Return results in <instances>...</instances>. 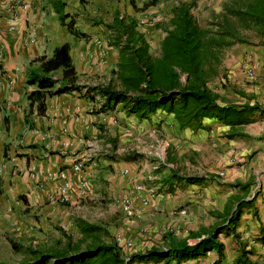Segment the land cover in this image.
Wrapping results in <instances>:
<instances>
[{
  "label": "crops",
  "instance_id": "1",
  "mask_svg": "<svg viewBox=\"0 0 264 264\" xmlns=\"http://www.w3.org/2000/svg\"><path fill=\"white\" fill-rule=\"evenodd\" d=\"M149 1L65 0V11L74 18L76 29L85 34L77 36L61 23L49 0H0V213L3 224L17 223L20 237L30 240L19 243L18 238L16 242L24 248L29 245L37 248L62 225L71 228L74 239L80 238L83 236L79 227L81 220L101 224L96 215L99 209L115 210L117 205L122 213L125 200L131 198L137 220L124 227L112 225L115 234L110 233L115 237L122 231L134 242L135 253L153 250L159 242L152 232L148 235L140 231L145 226L151 231L159 225L178 227V234L160 236L161 242L168 246L180 240L196 244L214 227H222L218 235L224 244L221 252L212 247L187 261L160 260L156 264H264V183L259 184L258 194L248 197L245 195L251 191L252 184L238 187L242 196L228 191L226 186L243 177L239 176L241 169L239 173L236 166L231 167L234 158L243 152H235L240 144L237 145L236 136H227L229 126L207 119L206 129L193 132L181 129L173 115L159 110L151 118L162 112L173 118L170 121L173 128L166 125L164 139L169 166L156 171L153 179L149 176L148 188L136 192L138 182L144 177V168L137 172V166L134 169L131 163L123 162V155L128 159L126 156L131 154L125 151H130L132 142L138 140L139 118L127 115L121 108L102 112L99 94L91 101L85 92L79 91L47 96L44 114L38 112L37 103L30 112L28 95L37 86L26 81L29 70L38 67V63H32L35 58L51 57L56 47L68 43L79 83L106 82L119 58V49L111 43L112 30L108 26L118 15L133 19L137 30L153 48L154 43L160 47L166 35L165 26L178 4L194 2L197 18L202 13L211 15V21L226 0H157L153 4ZM31 36L35 37L33 43L28 42ZM209 85L219 91L212 86V79ZM120 116L127 120V126L120 125ZM243 142V148L250 145L247 140ZM260 142L255 141L249 149L257 151L258 159L264 149V142ZM204 149L214 155L215 161L204 172L201 169L191 172L190 161L199 163L197 156ZM179 158L186 161V168L173 166ZM77 162L86 167L88 192L79 196V175H75L71 198L63 202L59 172ZM189 178L202 180L191 182ZM143 200L149 201L144 208ZM240 203L243 208L230 225L233 230L228 227V218ZM118 216L112 217L115 220ZM111 236L104 238L110 241ZM141 263L153 264V260Z\"/></svg>",
  "mask_w": 264,
  "mask_h": 264
},
{
  "label": "trees",
  "instance_id": "2",
  "mask_svg": "<svg viewBox=\"0 0 264 264\" xmlns=\"http://www.w3.org/2000/svg\"><path fill=\"white\" fill-rule=\"evenodd\" d=\"M156 1L150 0L149 3ZM49 4L69 31L85 36L76 29L74 18L65 11V0H49ZM194 7V2H182L173 8L157 54L151 51L149 42L137 30L134 20L118 15L113 23L108 24L112 30L111 43L118 47L119 58L107 82L80 84L68 43L56 47L51 57L35 58L32 63H38V67L29 70L26 81L37 86L28 95L30 112L37 103L38 112L44 114L47 96L79 91L85 92L91 101H95L99 94L103 101L102 112L121 108L129 116L149 119L160 110L173 115L181 129L198 132L206 129L205 120L213 119L229 126L228 137L244 136L241 127L253 122L262 106L258 102H226L209 82L218 74L222 51L237 42L246 41L244 30L257 28L263 36L261 44L264 46V0H226L222 10L214 14L206 27L199 23ZM59 72L60 76L55 77ZM243 95L247 96L244 92ZM5 123L8 126V118H5ZM201 180L188 179L191 182ZM237 185L247 187V184ZM242 208L240 203L228 218L229 228ZM79 227L83 233L80 238L65 234V241L58 240L48 247L24 248L15 239L10 241L15 251L23 247L28 254L23 264H132L172 259L180 263L212 247L221 252L224 246L218 239L222 227L216 226L196 244L180 240L169 244L168 250L155 248L145 253H133L130 261H126L115 237L105 240L104 236L111 234L102 224L81 220Z\"/></svg>",
  "mask_w": 264,
  "mask_h": 264
},
{
  "label": "rangeland",
  "instance_id": "3",
  "mask_svg": "<svg viewBox=\"0 0 264 264\" xmlns=\"http://www.w3.org/2000/svg\"><path fill=\"white\" fill-rule=\"evenodd\" d=\"M198 19L199 23L206 27L209 25L211 15H202L201 13ZM243 36L246 41L237 42L222 51L220 55V63L217 66L218 74L213 77L212 86L219 89L220 94L225 97L226 102L236 104L258 102L262 106V110L256 113L254 121L241 127V130L247 135L236 136V140L238 141L237 145L240 144L241 147H236L235 152L237 153L238 151H242L243 153H238L239 157L234 158L231 167L236 166L239 173V170H242V173L239 175L243 176L241 177L242 180L236 179L233 183H231V185L226 186L229 192H233V195L240 194L239 196H242V193L239 191L237 181H242L241 184H247V186L252 184L251 191L248 195H245L248 197L252 196L253 193L258 194V189L260 187L259 184L264 183V149L261 153L260 159H258L259 155L256 154L257 151L249 150L252 146H254L253 144L255 141L261 140V144L264 142V46L261 44L263 36L258 32L257 28L244 30ZM154 46L155 47L151 48V51L155 54L159 53L160 47H157L155 43ZM249 58H252V60H249ZM248 64L253 65L255 69L256 75L254 79L250 78L247 73ZM243 92L251 99L244 96ZM122 111L125 112L124 110ZM172 120V117L165 115L163 112L150 119L136 120L138 140L132 142V149H129L130 151H125L131 155L126 156L128 159H126L123 155V162L128 163V165L131 163L134 169L137 166V172H139L141 168H144V177L142 178L143 181L141 180L138 184H143L146 188H148L147 180H150L149 176L153 179L156 171L169 166L166 158L167 144L164 143V139L167 136V126H170V129L173 128L171 127L172 125L170 122ZM119 121L120 125L124 127L127 126V120H125L124 117L120 116ZM159 126H162V128H159ZM246 140L250 145H246V148H243V141ZM175 152L177 151L175 150ZM197 159L199 163L194 160L190 161L192 164L189 168L191 172L193 169L196 171L201 169L202 172H204L209 168V165L215 161L214 155L206 149H204V152H201V154L197 156ZM173 166L186 168L187 163L182 158H179L175 163H173ZM194 166H196V168H194ZM216 193L221 195L218 191H216ZM131 204V213H128L126 208V212L123 211L121 213L117 205H115V210L111 209L106 211L104 208L99 209L97 211L99 214H96L98 221L107 230H110L108 231L109 233L112 232L115 234L113 232V228L111 227L112 225L116 227L119 225L124 227L129 225L130 221L137 220L138 216H136V213L133 212L136 209L135 204L134 202ZM142 205L143 208L148 206L149 201L146 200V203L142 201ZM116 215L119 216L114 220L112 216ZM2 216L3 215L0 213V264H21L28 258V254L25 252L23 247L20 251H15L11 246L10 239L18 240V238H20L19 243L30 239H23L20 237L18 234L19 230L17 229V223L3 224ZM8 222H10V220H8ZM140 231L144 234L147 233L148 235L152 232V236L159 241H155L157 243L156 248L161 251H165V248H168V245L165 242H161L160 236L165 233L178 234L180 229L175 226L172 228L165 225H159V228L154 231H151V229L146 226ZM71 232L72 230L68 227V225H62L60 226V230H58L57 233H55V235H53V237L48 241L43 242L40 247L55 245L58 240L65 241L67 238L65 234L71 235ZM127 250L130 251V249ZM156 263L157 261L154 262L153 260V264ZM134 264L142 263L135 262Z\"/></svg>",
  "mask_w": 264,
  "mask_h": 264
},
{
  "label": "built area",
  "instance_id": "4",
  "mask_svg": "<svg viewBox=\"0 0 264 264\" xmlns=\"http://www.w3.org/2000/svg\"><path fill=\"white\" fill-rule=\"evenodd\" d=\"M29 43L35 42V37L31 36L29 38ZM247 73L250 78H255L256 72L253 67V65L248 64L247 65ZM115 121L118 122V120L115 119ZM86 167L84 164L77 162L74 163L70 168H64L60 170L59 172V179L61 180V184L59 186V192L61 195V200L63 202L69 201L71 198V190L74 187V176L79 175V185H78V194L80 197H83L87 194L88 188L90 185L89 179L86 176ZM128 172V170L126 171ZM145 189V186L143 184H138L136 186V192L143 191ZM144 203H146V200H143ZM126 209L128 210V213H131L130 207L132 203V199H126ZM115 239L117 243L122 247L123 252H124V257L126 261H130L131 255L134 253L133 252V246L134 242L132 240H129L126 238L125 234L122 231L117 232L115 235ZM127 249H130L128 251ZM165 250H168V248H165ZM133 262L132 264H134Z\"/></svg>",
  "mask_w": 264,
  "mask_h": 264
}]
</instances>
